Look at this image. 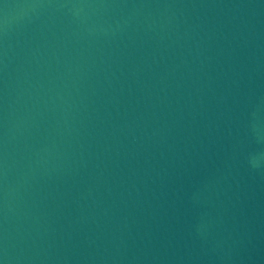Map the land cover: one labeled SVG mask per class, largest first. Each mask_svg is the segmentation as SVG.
I'll use <instances>...</instances> for the list:
<instances>
[{
    "label": "water",
    "instance_id": "obj_1",
    "mask_svg": "<svg viewBox=\"0 0 264 264\" xmlns=\"http://www.w3.org/2000/svg\"><path fill=\"white\" fill-rule=\"evenodd\" d=\"M0 264H264V0H0Z\"/></svg>",
    "mask_w": 264,
    "mask_h": 264
}]
</instances>
